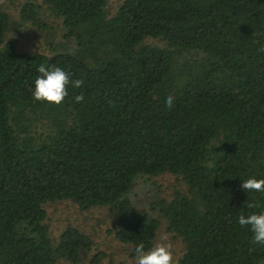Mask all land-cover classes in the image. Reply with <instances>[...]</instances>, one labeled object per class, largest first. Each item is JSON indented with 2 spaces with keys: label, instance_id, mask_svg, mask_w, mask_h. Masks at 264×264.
Returning <instances> with one entry per match:
<instances>
[{
  "label": "trees",
  "instance_id": "trees-1",
  "mask_svg": "<svg viewBox=\"0 0 264 264\" xmlns=\"http://www.w3.org/2000/svg\"><path fill=\"white\" fill-rule=\"evenodd\" d=\"M48 16L64 40L18 49L21 27L48 29ZM41 63L84 83L62 104L37 101ZM161 173L182 186L148 202L154 215L128 195ZM253 176L264 178V0H24L18 19L0 7V264L86 256L81 228L49 234L45 205L64 199L110 207L109 231L133 251L151 248L162 217L182 243L175 264H264L238 219L264 211V193L241 188Z\"/></svg>",
  "mask_w": 264,
  "mask_h": 264
},
{
  "label": "rangeland",
  "instance_id": "rangeland-1",
  "mask_svg": "<svg viewBox=\"0 0 264 264\" xmlns=\"http://www.w3.org/2000/svg\"><path fill=\"white\" fill-rule=\"evenodd\" d=\"M23 1L0 0V7L7 10L12 19H18L19 5ZM118 1L108 0L109 7L113 9ZM46 22L49 25L48 29L42 28L38 32L34 30L32 25L25 24L22 26L23 32L16 36L17 48L50 52V47L64 40L61 37L58 20L53 16H48ZM6 36L13 37L14 34L12 31H8ZM175 186H182V182L169 173H161L149 178L141 176L137 178L128 196L139 208L155 215V211L148 207V202L157 195L169 197ZM45 207L51 237L55 239L64 225L70 223L84 230L93 240L92 247L81 261L72 263L58 259L55 264H121L136 261L135 251L132 250L131 244L119 241L109 231L114 221L110 207L99 206L79 209L75 203L67 199L47 203ZM158 220L151 248L160 242L162 235L166 234L173 245L175 260L182 250L181 240L173 233L165 230L164 218L158 217ZM91 256L95 258V261L91 260Z\"/></svg>",
  "mask_w": 264,
  "mask_h": 264
},
{
  "label": "clouds",
  "instance_id": "clouds-1",
  "mask_svg": "<svg viewBox=\"0 0 264 264\" xmlns=\"http://www.w3.org/2000/svg\"><path fill=\"white\" fill-rule=\"evenodd\" d=\"M37 72L40 74L35 80V87L32 92L33 98L54 104H62L68 96L67 85L71 82L76 88L84 83L82 79L71 80L72 73L65 71L62 67L41 63ZM84 100V95H75L74 101L80 103ZM166 107L171 109L174 104V97L169 95L166 100ZM241 188L248 192L264 193V178L257 179L255 176L243 180ZM249 209L259 208L256 201L247 202ZM241 226H250L253 233V243L264 245V211L259 213L252 212L245 216H239ZM136 264H175L173 245L169 237L165 234L160 237V242L156 243L151 249L145 250L143 243H138L134 249Z\"/></svg>",
  "mask_w": 264,
  "mask_h": 264
}]
</instances>
